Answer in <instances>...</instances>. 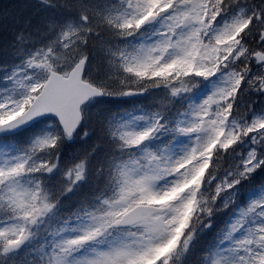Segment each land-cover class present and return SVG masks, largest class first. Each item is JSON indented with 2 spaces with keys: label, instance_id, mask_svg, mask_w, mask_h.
Returning a JSON list of instances; mask_svg holds the SVG:
<instances>
[{
  "label": "snow or ice",
  "instance_id": "obj_1",
  "mask_svg": "<svg viewBox=\"0 0 264 264\" xmlns=\"http://www.w3.org/2000/svg\"><path fill=\"white\" fill-rule=\"evenodd\" d=\"M0 33V264H264V0H36Z\"/></svg>",
  "mask_w": 264,
  "mask_h": 264
},
{
  "label": "trees",
  "instance_id": "obj_2",
  "mask_svg": "<svg viewBox=\"0 0 264 264\" xmlns=\"http://www.w3.org/2000/svg\"><path fill=\"white\" fill-rule=\"evenodd\" d=\"M35 2L36 0H0V11H3V10L12 11L19 5L34 4ZM9 39H10V36L7 33H0V53H2V49L6 41ZM0 59H3L2 54H0Z\"/></svg>",
  "mask_w": 264,
  "mask_h": 264
},
{
  "label": "rangeland",
  "instance_id": "obj_3",
  "mask_svg": "<svg viewBox=\"0 0 264 264\" xmlns=\"http://www.w3.org/2000/svg\"><path fill=\"white\" fill-rule=\"evenodd\" d=\"M259 180H260V177L257 176V177H256V183H259Z\"/></svg>",
  "mask_w": 264,
  "mask_h": 264
}]
</instances>
